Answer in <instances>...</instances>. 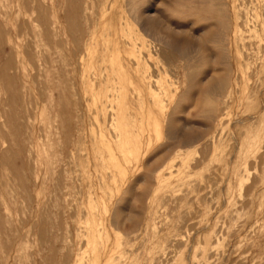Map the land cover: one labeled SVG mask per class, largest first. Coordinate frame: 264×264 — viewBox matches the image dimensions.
<instances>
[{
    "label": "rangeland",
    "instance_id": "rangeland-1",
    "mask_svg": "<svg viewBox=\"0 0 264 264\" xmlns=\"http://www.w3.org/2000/svg\"><path fill=\"white\" fill-rule=\"evenodd\" d=\"M0 264H264V0H0Z\"/></svg>",
    "mask_w": 264,
    "mask_h": 264
},
{
    "label": "bare ground",
    "instance_id": "bare-ground-1",
    "mask_svg": "<svg viewBox=\"0 0 264 264\" xmlns=\"http://www.w3.org/2000/svg\"><path fill=\"white\" fill-rule=\"evenodd\" d=\"M53 7H55V6H53ZM257 19H259V18H257ZM143 45H144V47H147L146 44H143ZM111 53H112V56L114 57V55L117 53V51L113 50ZM118 59L120 60L122 58H118ZM141 79H142L141 82L144 85V87L150 88V83L146 80V76H143V78H141ZM134 89H136V91L140 90L136 87ZM157 90H159V89H157ZM116 96H118V95L116 94ZM113 121L114 122H112V123H113V127H114L115 139H116L119 146H121V147L125 146L127 148L128 153H129L128 160L131 163H133L134 162V147L133 146L136 144V142H138L140 145L142 144V141H143L142 138L146 134L145 130L148 129L150 126L151 129L155 133L154 135H157V128L153 122V117L150 115L149 110L143 111V109L140 108L139 121L137 123L136 122H127V121L122 122L118 118H115ZM149 137H152L150 132H149ZM85 228H87V226ZM86 235L89 237V239L94 240V242H95V240L96 241H98L99 239L102 240L103 238H106L109 236L108 227L105 226L104 224H102V222L97 221V223H95V225H93L92 228H90V229L87 228ZM95 249L98 251L97 255L100 254L98 245L95 246Z\"/></svg>",
    "mask_w": 264,
    "mask_h": 264
}]
</instances>
